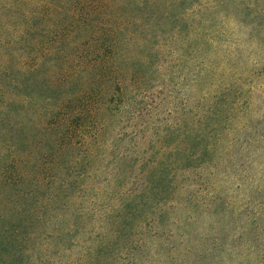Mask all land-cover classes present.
Instances as JSON below:
<instances>
[{
    "label": "trees",
    "instance_id": "16d2710c",
    "mask_svg": "<svg viewBox=\"0 0 264 264\" xmlns=\"http://www.w3.org/2000/svg\"><path fill=\"white\" fill-rule=\"evenodd\" d=\"M0 264H264V0H0Z\"/></svg>",
    "mask_w": 264,
    "mask_h": 264
},
{
    "label": "rangeland",
    "instance_id": "374dc122",
    "mask_svg": "<svg viewBox=\"0 0 264 264\" xmlns=\"http://www.w3.org/2000/svg\"><path fill=\"white\" fill-rule=\"evenodd\" d=\"M206 26L211 27L209 23H207ZM210 29H212V27ZM191 60L193 59L191 58ZM168 64H171V62H169ZM194 64L195 63L193 62H191L190 64H186L184 61V63H182V65L177 68L178 77L175 79V82L178 84V88L180 89V91L177 92L176 94V101L174 104L176 108V111H175L176 116L172 120L178 123H181L184 119L188 117V112H187L188 106H190L191 107L190 110L193 111V107L195 105L196 94H195V88H194V72L196 71L195 70L196 67ZM159 87L160 85L154 84V87H152V90H156ZM188 97H190L189 101L187 99ZM186 99H187V104H186ZM189 115L191 116L192 113H190ZM207 225H210V223L205 224V226Z\"/></svg>",
    "mask_w": 264,
    "mask_h": 264
}]
</instances>
